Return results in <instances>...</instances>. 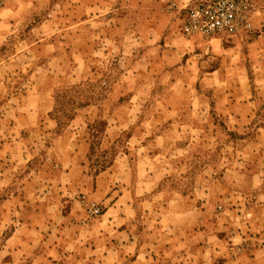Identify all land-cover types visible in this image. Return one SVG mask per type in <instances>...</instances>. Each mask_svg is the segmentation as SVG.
<instances>
[{
    "label": "rangeland",
    "instance_id": "obj_1",
    "mask_svg": "<svg viewBox=\"0 0 264 264\" xmlns=\"http://www.w3.org/2000/svg\"><path fill=\"white\" fill-rule=\"evenodd\" d=\"M142 3L0 7V264H264V0L261 33L187 37L165 73ZM178 8L153 13L181 37ZM78 86L101 101L60 133Z\"/></svg>",
    "mask_w": 264,
    "mask_h": 264
},
{
    "label": "built area",
    "instance_id": "obj_2",
    "mask_svg": "<svg viewBox=\"0 0 264 264\" xmlns=\"http://www.w3.org/2000/svg\"><path fill=\"white\" fill-rule=\"evenodd\" d=\"M7 0H0V7ZM260 0H192L182 6L186 19L181 24V33L188 37H211L219 34L226 37L249 35L255 32V17L259 13ZM169 9L178 8L173 0ZM181 9V8H180ZM91 208V207H90ZM99 213L98 207L88 213Z\"/></svg>",
    "mask_w": 264,
    "mask_h": 264
},
{
    "label": "crops",
    "instance_id": "obj_3",
    "mask_svg": "<svg viewBox=\"0 0 264 264\" xmlns=\"http://www.w3.org/2000/svg\"><path fill=\"white\" fill-rule=\"evenodd\" d=\"M139 1L143 2L144 4H146V5H144L142 3V6H143V8L146 11L147 17H151V21H153V25H156L157 26V32L159 31L158 28L165 27V29L161 32L163 34L159 37L160 40L162 41V45L159 44L157 46V47H159L157 49V50H159V55L162 56L160 58V61L163 63V66H164L162 68V71L165 73V72L168 71L169 67H174L175 65H178L179 64V62H180V54H181V52H183V51H181L183 48L180 46V42L186 43L187 42V39H188L187 38L188 36L185 37V35L180 34L179 32L178 33L181 35V37H179L178 34H175L174 36L172 34L170 35L169 32L167 34L165 32L167 30L166 27L168 26V23H165L166 22L165 21L166 18L163 17V20L161 18V20L158 21L157 18L155 17V14L153 13V11L156 10V9H158L159 7L161 8L162 6H165V3H168L170 0H144V1L143 0H139ZM173 1H175L179 5L181 3L182 4L183 3L184 4H187V3H189V1L191 2L192 0H173ZM161 4H164V5L161 6ZM177 10H178V12H177L178 17L177 18H178V20H180V24H182L183 21L186 19V16H187L186 15V11H185V9H183L181 7V5H179V8ZM259 18H260V14L258 13V15L255 17V26H256L255 32L257 31L258 25L260 26ZM260 29H261V27H260ZM260 29H258L257 32L261 33ZM33 30H34V28H33ZM180 31H181V29H180ZM128 33H130V34L129 35H125V40L128 41L130 44L131 43L137 44L138 42H142L144 40L145 34H141V31L137 27L134 28V29H131V32H128ZM156 36L157 35H154V37H156ZM106 37L107 36H104L103 38L100 37V42L102 43L104 41L111 40V39H107ZM246 37L247 36H244V35H237V36H232V37H226V36H222V35L216 34V35H213V36L208 37V38L211 41L213 39H216V40L220 39L219 41H221V38H226L227 40L228 39L231 40L233 38L244 39ZM247 38L252 39L251 36L250 37H247ZM259 38L260 39H263L264 38V35L259 36ZM254 41L255 40L250 41L251 45L254 43ZM257 41H259V40H256V42ZM144 43H146V44H155L156 43V39L155 38H152V37H150V36H148L146 34ZM157 47H155L154 50H156ZM182 56H183V58H185L184 57L185 55H182ZM183 58H182V60H183ZM257 65L259 66V68L257 69V74H256V76L254 78V83H256V84L258 83L259 86H257V88L260 89V91H264V62L257 63ZM218 69L219 68L214 69L212 72H210V74L215 73V72H218ZM134 70H135V68L130 67V69L129 70L127 69V71H125L123 73V75H127V74H130V73H134ZM117 83H118V80L115 83V85ZM210 101H211V99H210ZM228 104H229V107H230V105H232V102L231 103H228ZM250 105H251V102H249V101H248V104H246V103L239 104V106H241V109H243V110L244 109H247V106H250ZM87 108H89V107H87ZM232 119H234V118H232Z\"/></svg>",
    "mask_w": 264,
    "mask_h": 264
},
{
    "label": "trees",
    "instance_id": "obj_4",
    "mask_svg": "<svg viewBox=\"0 0 264 264\" xmlns=\"http://www.w3.org/2000/svg\"><path fill=\"white\" fill-rule=\"evenodd\" d=\"M99 101H101V99L94 90H90L88 88L86 89L83 86L69 87L57 91L54 95V102H55L54 113L56 112L60 113L61 117L57 116L54 117L53 119L57 123V129L59 130V132L62 133L66 129V127L70 124V122L74 120V118L77 116L78 111L91 105H95L98 107L100 103ZM94 123L95 124L89 127L90 130H94L98 126V120H96ZM100 132L101 130L99 129L98 133ZM93 137H94V133H93ZM95 138H97V136ZM92 152H93V148L92 146H90L89 159L92 155ZM111 163L112 162H109L108 166L111 165ZM108 166L103 165L99 169V171H103L105 167Z\"/></svg>",
    "mask_w": 264,
    "mask_h": 264
},
{
    "label": "bare ground",
    "instance_id": "obj_5",
    "mask_svg": "<svg viewBox=\"0 0 264 264\" xmlns=\"http://www.w3.org/2000/svg\"><path fill=\"white\" fill-rule=\"evenodd\" d=\"M259 3H260V1H259ZM259 6V5H258Z\"/></svg>",
    "mask_w": 264,
    "mask_h": 264
}]
</instances>
